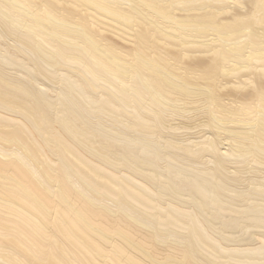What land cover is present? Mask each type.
Returning <instances> with one entry per match:
<instances>
[{
    "label": "bare ground",
    "instance_id": "1",
    "mask_svg": "<svg viewBox=\"0 0 264 264\" xmlns=\"http://www.w3.org/2000/svg\"><path fill=\"white\" fill-rule=\"evenodd\" d=\"M0 170V264H264V0H0Z\"/></svg>",
    "mask_w": 264,
    "mask_h": 264
},
{
    "label": "rangeland",
    "instance_id": "2",
    "mask_svg": "<svg viewBox=\"0 0 264 264\" xmlns=\"http://www.w3.org/2000/svg\"><path fill=\"white\" fill-rule=\"evenodd\" d=\"M224 144L225 145H223V146L220 147L222 153H225V151H227V149H228L227 143H224ZM231 168H232V171H234V169L236 167L231 166ZM2 169L5 170V168H3V167H2ZM0 172H1V170H0ZM96 221L98 222V219H96ZM114 233H116V232H113V234L109 235V236H112L111 240H109V241H107L106 239H103V238L99 241L100 244L98 243V241H96L99 245H102L103 248H104V250H105V252L102 253V258L97 257V264H102L101 262H103L106 259V256L107 255H110V254H113V253L116 255V257L123 258L122 253L119 254L117 252V250H116L117 247H115L116 245H115L114 241L117 238L114 236ZM102 246H101V249H103ZM149 248H151V245H149ZM160 250L164 251V248H160ZM132 252H133V255L134 256H136L140 261H142L143 264H152V262L149 261L147 258L143 257L142 254H139V253H137L135 251H132ZM162 255H167L166 254V251L162 252ZM172 256H169V258H171ZM111 257H112V255H111ZM174 262L175 263H171V264H177L180 261L179 260H174ZM105 264H112V261H109L108 263H105Z\"/></svg>",
    "mask_w": 264,
    "mask_h": 264
}]
</instances>
